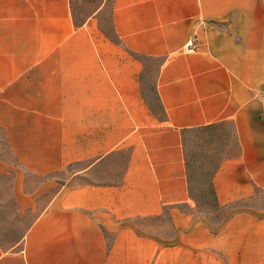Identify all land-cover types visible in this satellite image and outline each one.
<instances>
[{
  "label": "crops",
  "instance_id": "obj_1",
  "mask_svg": "<svg viewBox=\"0 0 264 264\" xmlns=\"http://www.w3.org/2000/svg\"><path fill=\"white\" fill-rule=\"evenodd\" d=\"M112 20L119 45L76 26L70 0H0V177L17 203L34 178L72 169L20 243L0 240V264H206L190 255L221 240L160 245L127 224L168 209L188 227L186 129L234 126L222 207L264 192V0H115ZM145 59L161 61L162 120Z\"/></svg>",
  "mask_w": 264,
  "mask_h": 264
},
{
  "label": "rangeland",
  "instance_id": "obj_2",
  "mask_svg": "<svg viewBox=\"0 0 264 264\" xmlns=\"http://www.w3.org/2000/svg\"><path fill=\"white\" fill-rule=\"evenodd\" d=\"M70 1L77 25L89 23L90 26L93 25L96 35L103 36L115 45L120 44L112 20L115 0ZM144 61L142 93L149 113L155 119L162 120L164 112L155 93L156 76L161 61ZM0 145H5L1 132ZM185 145L189 157L199 159L210 156L215 164L224 157L233 159L239 155L235 129L228 122L187 135ZM70 170L68 173L50 175L48 185H41V181L34 178L25 190L30 196L19 194L17 203L11 198L8 180L0 177V240L3 249L8 250L22 241L30 225L59 189L57 182L61 183L70 178ZM199 174L201 173L197 171L196 175ZM196 180V184L200 186L202 177L198 176ZM254 193L253 199L235 203L218 212L211 210L209 201L204 198H201L199 207L195 210L182 206V212L193 216L184 230L175 229L168 209L159 217H137L127 224L134 227L140 235L152 238L160 245H179L183 242L213 243L216 239L221 240L220 250L207 248L199 250L198 255H190L192 259L204 258L206 264H264V192L255 190ZM250 213L257 215V218ZM233 216H236V220L231 224Z\"/></svg>",
  "mask_w": 264,
  "mask_h": 264
},
{
  "label": "trees",
  "instance_id": "obj_3",
  "mask_svg": "<svg viewBox=\"0 0 264 264\" xmlns=\"http://www.w3.org/2000/svg\"><path fill=\"white\" fill-rule=\"evenodd\" d=\"M73 19H74V16H73ZM74 22L76 26H82V25H77L75 19H74ZM155 93H156L157 99L159 100L156 87H155ZM163 112L165 116L164 109H163ZM218 124H221V123L212 124L208 126H201V127L192 128V129H186L182 131L184 161H185V166H186L189 194L191 196V199L195 202L196 207H199L201 198H204L207 201H209L211 210H213L214 212L215 211L218 212V211L223 210V208H226V207H222L218 202L217 193H216V189L214 186V178L217 172L219 171L221 164L224 161L232 159V158L224 157L217 164H215L210 156H204L199 159L193 158L191 156L189 157V155L186 152L185 140H186L187 135H194L195 133L199 131L207 130ZM197 171L200 172L201 174L196 175ZM198 176L202 177V184L200 185L201 187L198 184H196V181H197L196 179Z\"/></svg>",
  "mask_w": 264,
  "mask_h": 264
}]
</instances>
